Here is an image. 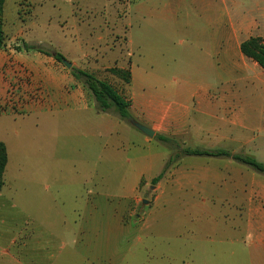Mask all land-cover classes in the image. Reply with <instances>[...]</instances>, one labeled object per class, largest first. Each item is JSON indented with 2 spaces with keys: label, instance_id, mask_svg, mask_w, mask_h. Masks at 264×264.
Segmentation results:
<instances>
[{
  "label": "crops",
  "instance_id": "0c3cea01",
  "mask_svg": "<svg viewBox=\"0 0 264 264\" xmlns=\"http://www.w3.org/2000/svg\"><path fill=\"white\" fill-rule=\"evenodd\" d=\"M259 1L248 13L235 7L225 20L218 15L221 31L204 40L199 62L186 72L172 71V79L171 70L136 71L133 54L128 51L129 58L121 57L113 43L117 36L96 34L89 23L76 20L70 24L72 42L107 45V49L93 51L92 47L72 58L67 52L44 53L37 46L46 40L29 39L30 31L41 25L58 28L50 21L34 20L43 15V1H5L0 118H33L56 130L68 122L88 125L93 123L89 113L96 103L72 69L98 75L112 67H127L132 76L124 94L120 92L130 103L131 125L117 115L104 137L110 152L106 157L117 166L105 164L106 179L99 191L86 193L80 214L69 217L70 222L59 230L41 232L44 240L39 251L48 255H39L30 264H189L186 253H197L196 249L199 264H208L206 244L215 241L208 243L207 238L217 231L255 238L264 246V174L234 159L248 157L264 164V70L241 51L242 43L253 37L264 44V0ZM60 27L50 32L51 43L52 38L62 40ZM121 35L126 45L133 43L130 33ZM57 53L71 59L72 67L59 62ZM133 121L152 130L153 137L134 127ZM172 141L178 143L175 157L167 148ZM193 150L230 156L186 154ZM98 201L113 204L114 210L101 211ZM22 237L17 252H31L32 234ZM15 241H10L12 248ZM226 243L233 248L237 239ZM3 253L5 264L19 263L11 250L3 249Z\"/></svg>",
  "mask_w": 264,
  "mask_h": 264
},
{
  "label": "rangeland",
  "instance_id": "374dc122",
  "mask_svg": "<svg viewBox=\"0 0 264 264\" xmlns=\"http://www.w3.org/2000/svg\"><path fill=\"white\" fill-rule=\"evenodd\" d=\"M42 1L43 15L38 14L34 20L41 24L50 21L58 27L44 29L41 25L40 29L30 31L29 39L32 41L36 38L46 40L37 46L42 52H67L69 55H65L68 57L73 54L79 57L81 50L86 53L92 47L93 51L107 49V45L81 46L72 42L74 37L70 35L73 33L70 24L76 20L85 25L89 23L96 34L103 32L117 36L113 43L122 52L121 57L129 58L128 51L133 54L132 63L136 71L151 68L171 70V79L172 71L183 73L193 63L199 62L197 57L205 51L204 40L221 31L218 15L225 20L231 8L248 13L256 8L257 2L260 3L259 0ZM15 8H19L18 4ZM223 25L227 26L224 21ZM60 26L63 27L62 40L52 38L51 43L50 32H58ZM125 31L131 34V45H126L121 35ZM43 32L47 35L44 36ZM68 60L64 58L62 62L72 65L71 59ZM111 69L113 67L94 76L124 94L127 85L119 76L111 74ZM91 112L89 117H93V123L73 125L68 122L57 130L49 125L41 126L33 118H0V142L6 145L9 158L6 185L0 191V264L7 261L6 252L1 254L3 249L14 252L18 264H30L39 255L46 257V251H39L44 240L41 232L59 230L65 222H70L69 217L80 214L86 193L99 191V185L105 181L102 172L105 164L117 166L114 159L106 157L110 152L105 147L104 138L110 122L115 124L117 113L114 108L103 113L97 106ZM127 123L131 125L130 121ZM175 145L178 146L175 141H172V149L167 145L171 157L176 155ZM98 204L103 212L114 210L111 203L98 201ZM28 232L32 234L31 252L30 249L25 254L17 252L23 244L22 236ZM192 236L190 234L191 239ZM12 238L16 239L14 248L10 245ZM236 239L237 244L233 248L226 243ZM211 240L215 242L206 244L208 264H263L264 246L255 238L230 237L217 231L207 238L208 243ZM198 251L186 253L187 263L199 264ZM205 256L201 254V259Z\"/></svg>",
  "mask_w": 264,
  "mask_h": 264
},
{
  "label": "trees",
  "instance_id": "16d2710c",
  "mask_svg": "<svg viewBox=\"0 0 264 264\" xmlns=\"http://www.w3.org/2000/svg\"><path fill=\"white\" fill-rule=\"evenodd\" d=\"M6 0H0V51L5 43V33L3 30V14H4V5ZM241 51L245 57L256 62L264 70V44L261 38L253 37L243 42L241 45ZM56 59L59 62L64 60V57L61 54H56ZM113 75L119 76L126 85H129L131 82V72L129 69H117L113 68L109 70ZM72 74L78 80H80L88 92L94 98L97 108L103 113H108L111 109H115L118 117L123 121H128L130 119L129 107L130 103L126 98L117 91L114 86L110 83L96 78L93 74H90L86 71L79 69H72ZM160 141L168 142L167 139L158 137ZM187 155L195 156H209V155H218V156H230L227 152H204L193 150L186 152ZM234 159L242 162L259 173L264 174V164H260L252 158L234 156ZM172 159L168 162V165H171ZM8 165V152L6 145L0 142V191L3 190L5 186V172ZM167 169V168H166ZM165 173V172H164ZM161 174L158 178L153 180V185L157 184L159 180L163 177Z\"/></svg>",
  "mask_w": 264,
  "mask_h": 264
},
{
  "label": "water",
  "instance_id": "95a60500",
  "mask_svg": "<svg viewBox=\"0 0 264 264\" xmlns=\"http://www.w3.org/2000/svg\"><path fill=\"white\" fill-rule=\"evenodd\" d=\"M63 63L65 64V66L67 68H71L72 67V65L69 64L67 61H64ZM132 125L134 127H136L138 130H140L141 132H143L145 135H147L149 137H153L154 132L152 130H150V129H148V128H146V127L142 126L141 124H138L137 122H134V121L132 122ZM147 203H148L147 201L143 202L144 205H146Z\"/></svg>",
  "mask_w": 264,
  "mask_h": 264
}]
</instances>
